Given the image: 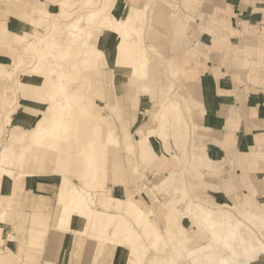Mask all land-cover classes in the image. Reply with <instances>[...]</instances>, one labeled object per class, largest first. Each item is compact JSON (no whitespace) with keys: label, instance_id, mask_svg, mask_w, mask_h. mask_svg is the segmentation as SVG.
Returning a JSON list of instances; mask_svg holds the SVG:
<instances>
[{"label":"rangeland","instance_id":"rangeland-1","mask_svg":"<svg viewBox=\"0 0 264 264\" xmlns=\"http://www.w3.org/2000/svg\"><path fill=\"white\" fill-rule=\"evenodd\" d=\"M34 1L35 0H23V2H7L3 4L6 14L12 17L13 23L8 27L5 22L0 24V164H3V166L0 167V180H6V178L12 179L13 174L10 170H17L19 177H23L29 173V170L31 171V160L28 158L22 160L21 158L19 159L18 156L17 159L15 156L13 161L19 163L20 167L19 164H17V167L15 165L11 166L9 163L10 161L2 160L4 157L2 149L9 138L10 140L18 141V147L21 146L20 144L24 142L25 137L30 135L33 124L36 123V119H38L43 112L45 114L47 106H51L56 118L64 123H68L72 131L66 139L59 141L53 140L50 136L43 134V138L39 141V145H34L33 149L37 148L43 153L46 148H49L51 154L59 155L65 160V168L63 167V169L67 177L63 180L61 185L60 191L62 193L58 200L59 203L63 204L67 201L69 204L78 203L80 205V203H85L86 206L91 209V204H89V200L87 199L88 192L91 195L98 192L100 204L102 200H104L103 198L106 192L110 198L115 195L123 196L125 192L127 193L129 191V188H125V185L121 183V164H126L128 162V156L137 159L138 148H140L142 159L149 160L157 155H162V157L158 158L156 161L157 165L160 164L162 166L161 169H157L159 167L140 166L139 174L136 176L139 175L141 179H138L136 183L130 185L133 186V188L138 186L137 188L139 189H146L142 190L141 193L135 197L139 204L145 209H150L155 205L153 202L155 193L154 197L158 211L153 215V219H155L158 227H154L158 232L159 238L164 240L163 236L167 235L171 239L168 243H171L172 246L166 242L161 246V242H159V247L161 246L160 251L163 252V254L161 258L155 259V264H242L246 257L254 250L257 251L261 247H264V214L261 213L258 205L256 207L251 206L248 200L243 198L235 199L233 194L230 196V200H220L218 202L209 199L206 193L208 188L201 185L200 180L202 178V172L204 173L203 179L205 180L220 178L224 176L223 174L226 172V164L225 162L219 161L221 166L220 174H216L217 171L219 172L218 169L208 168L211 173L215 171V174H211L206 169L207 167L204 166L205 168H202L203 158L195 156L202 151L198 144V142H201V137H199L198 133L203 132L200 126L197 127L194 124L196 123L199 125V123H201V103L198 101L200 91L197 87V78H195V85L193 86L189 78H185L184 76L177 77L178 80L176 83L180 87V92L174 90V85L172 84L169 89L164 90V96H166V100H168L167 103L160 106V104H162L161 96L158 97L157 101H153L154 97L149 98L146 95L144 96L146 92L147 94L149 93L148 86L143 88L145 93L142 92V94L137 96L134 91L135 87L130 83V78L127 76L128 73H130V68L134 65L133 62L141 57L142 53H147V58L151 61L147 69L146 77H143L141 80L142 84H148L150 83L148 80L149 71L153 68L155 59L158 61L160 67L165 68L164 75H169V59L184 63L185 66H188L193 61V65L191 66L200 70L199 68L202 64L200 58L204 56L205 60H207L209 58V52L213 50L221 51L224 49L227 51V55L231 56L232 54L231 61L233 64L244 68L246 74L262 77V75H264V60L260 59V54L258 55L256 50L252 48H250V53L240 51V48L250 44L257 45V42L259 46L264 47V42L255 39L247 40L242 37V34L233 33V35L241 37L240 42L236 40L233 46H226L223 43H218L215 39V32L202 29L203 24L207 22L211 23L212 19H220L217 15L212 16V14L206 12L209 9L212 11L214 8L212 6L214 4L210 1L204 3V8L200 9V6H197L198 8L189 9L184 6L182 3L183 0H108L107 5L104 4L105 0H93V2L92 0H65L69 4H64V12L61 13L63 11L61 0H38L43 2L47 1L52 14H47L48 16L45 14L46 17L43 16V18L34 16L36 21L40 20L37 28L35 25L36 21L33 19L34 12H32L31 9L32 5L35 3ZM43 2L36 5L42 6ZM88 2H90L89 5L82 6ZM28 5H30V7ZM135 8L144 10L140 18L138 19L132 15L133 20L131 21L134 22H132V24L127 23V25L120 27L121 21L130 17V14H132L133 11L135 12ZM89 12L95 14L93 19L89 20L87 24L88 29H90L91 32L93 31L91 38L87 40V42H92L95 45L94 47L91 46L88 49L87 44L81 41L77 43V51L74 50V52L73 49H68L69 51L65 49L66 51L62 54L63 56H60L57 51L60 46L57 43L55 45V53L52 55L46 50L44 56L42 53L39 54L35 52L31 47L30 43L34 40V37H44L51 34L54 26L57 28L54 29L53 32H56L59 36L63 33L64 36L74 35V32L70 30L72 28L68 25L74 20L75 23L86 20V15ZM174 14H179L181 16L187 14L188 18L183 19L185 21V27L183 28L186 36L181 37L177 35L179 32H176L173 24ZM79 17H82L81 20H78ZM114 26H117L120 30H115ZM197 26L202 31L206 30L213 35L212 46H203L199 40L195 38ZM35 29L38 31L33 33ZM233 31H235V29ZM31 33L33 35H29L30 38H26L27 35ZM20 35H22L23 38L21 37L19 40L18 36ZM97 35H101L99 45L95 41ZM124 40L126 42H124ZM153 43L156 45L159 53L154 51ZM99 46L103 49L105 62L100 68L96 67L94 54L95 48ZM138 50L140 54L137 56L136 51ZM193 52L194 54H192ZM66 53L68 58H64ZM39 55L41 56L40 58ZM193 55L194 58L192 57ZM248 57L251 58L249 63L246 62V58ZM77 59L78 61L75 62ZM54 65H56V68ZM262 65V68H256V66L261 67ZM34 67L42 78L39 80L42 81L20 84L18 79L20 75H22V72L26 70L24 73L30 74V71L34 70ZM190 68L192 69V67ZM63 74L70 77L67 80H61L60 76ZM175 74L176 72H173V75ZM60 84H62L63 89L58 90L57 86ZM18 90L24 92L23 97H19ZM49 91L55 99L61 101L68 98L69 95L68 106L65 112L61 110L60 107L58 108V106H56L55 101L53 103L54 105L52 104L54 98L51 99L52 97H49ZM181 91L183 93H181ZM110 94L113 95V98L118 100L125 94V97L129 98L131 106L134 109L139 106V109L137 111L130 109L128 113H125L122 110L114 111L113 109L116 105L113 109L108 108L105 98ZM189 96L191 100L186 101V98ZM95 100H98L97 103L103 107L104 111L113 117L121 134H123L124 129L127 127L133 131V134L127 135L124 138H120L119 135L115 134L109 128L107 122L103 118L101 119L99 115L100 107L95 104ZM19 103L20 105L17 107V112L10 113V109ZM172 104L183 112V120L178 123L175 120H172V122L175 123L178 133L184 132L185 137L183 136V139L187 140L186 149L176 144L174 135L168 138L170 145V149H168L165 143V137H163L164 132L173 130L167 127L164 120L165 109L172 106ZM188 104L192 107L191 112ZM59 112H62L64 116L58 117L61 115ZM47 113L48 111L46 114ZM152 116L156 121L152 120ZM8 117L9 119L7 121L6 118ZM26 119L28 122H26ZM105 122L107 127L104 128V126H106ZM149 123L153 124L150 125ZM93 124L97 125L99 130L94 128ZM14 128L25 130L22 134V138L17 136L18 134L13 133ZM149 128H151V130L153 129V135L145 134L147 139L141 143L142 138H144L142 133L144 130H149ZM104 129L109 131V139L113 137L112 143L114 138L120 143L117 148V152L120 156L117 161H110L107 159L105 153V155L102 156L101 163L96 160L95 166L98 167V178L93 179L91 175L94 168L92 167L93 169L91 168L92 171H90L91 169L87 165V161L90 160L91 154L93 153L92 145L89 146V143L98 144L97 140L103 137ZM95 138L97 139L95 140ZM112 143L108 141L104 147V151L109 149ZM127 144L132 145L134 150L128 151L126 148ZM164 147L168 153L164 152ZM89 149L91 150L90 155L88 154V156L84 158L83 151H88ZM19 150H15L13 154L18 155ZM97 152L98 154H96V156L101 153L99 150H97ZM29 153L30 152H28L26 156ZM210 162L212 165H217V162H213V160ZM167 163L170 165L167 172H170L172 169L179 171L178 177L180 182L176 189L183 191L186 199L175 204L177 206L175 216L169 214L166 219L165 214L168 211V207L165 204H168L167 201L170 200L173 195H176L173 194L174 192H168L169 187L174 186L175 182L173 181L171 183L167 180L165 181V177H162L165 175V169L168 168ZM110 169L112 170L111 172ZM136 171H138V168L135 169V172ZM48 175L55 184H59L60 176L58 174ZM73 179L76 180V183L73 182ZM86 179L93 180L86 181ZM80 180L81 182H79ZM159 180L160 182L156 183ZM91 181L96 183V191L93 190V185L92 188H89L91 187ZM193 187H196L199 192ZM111 188L113 190H111ZM210 188H213V184ZM231 191H233V189H231ZM242 193L243 192H241V194ZM130 196L131 193L128 197ZM99 202L97 201L95 204L97 208L101 207ZM110 204L113 205L112 203ZM2 206L3 204H1V207ZM57 207L59 208V206ZM93 211L96 214H100V216H94V219L97 218L100 224L99 227L90 230L91 235H96L97 231L101 234L103 239H111L107 237L108 234L109 236L111 234L114 236L117 235L120 238V244L122 243L121 240H128L131 229L127 228V221H123L122 218L116 217L108 212ZM207 211H213V219H218L217 221L219 223L215 220L212 222L211 220L213 219L210 216H206ZM105 214H109V216H105ZM195 214H198L199 218L197 217L196 219ZM74 217L77 218L78 216ZM173 220L174 224L172 226ZM206 220H210L212 224H207L208 222H206ZM238 221L241 222L237 230L238 234L231 236L229 229ZM2 223L4 230L2 229L0 232V239L3 237L6 238V241L0 247L4 249L5 245L10 246V243H14L15 240L9 239L10 236L7 232L9 227L5 225V220ZM78 223H80L79 220ZM91 223L93 222H81V228H79V226L75 228V226L69 223L59 226H63V228H68L69 230L80 231L84 227L91 226ZM168 225L169 228L171 226L172 228L168 229ZM209 225L210 227H207ZM174 226L176 227L174 228ZM136 227L140 231L138 225ZM213 231H217V233L221 232L220 234L222 237L214 240L212 235ZM65 235L66 238H68L69 235L74 236L72 232H68ZM143 238L145 243L150 246L148 254L140 255L139 253L133 252L132 254H135L136 259H142L138 264H149V258H152L158 250L151 244L153 240L152 237L149 239L146 237ZM62 242L60 240V242L57 241L56 244ZM227 242H230V244ZM45 244H49V242L47 241ZM41 247L38 246L37 248H33L38 255L34 260V264H38L45 251L44 246ZM108 247L101 255L102 260L105 256L107 258L109 253H112L108 251ZM116 247L120 248V262L117 264H125L129 247L117 245L114 248ZM57 248L58 247H56V249Z\"/></svg>","mask_w":264,"mask_h":264},{"label":"crops","instance_id":"crops-1","mask_svg":"<svg viewBox=\"0 0 264 264\" xmlns=\"http://www.w3.org/2000/svg\"><path fill=\"white\" fill-rule=\"evenodd\" d=\"M208 1L212 2L215 5L212 6L216 9L205 11L212 14V16L217 15L221 21L220 19H212L211 23L203 24L202 29L215 32V39L218 43L233 46L236 40L240 42L241 37L233 35V33L242 34V37L247 40L255 39L264 42V0H183L182 3L189 9H195L199 6L201 9L204 8V3H208ZM7 2H23V0H0V24L5 22L8 27L12 25L13 19L6 14L3 7V4ZM34 2V5H36L43 1L35 0ZM187 18V14L183 16L174 14L173 24L176 32H179L178 36H186L183 28L185 27V21L183 19ZM234 29L235 31H233ZM210 32L202 31L197 26L195 38L203 46H212L213 35ZM153 48L155 52L159 53L154 43ZM250 48L256 50V53L260 54V59L264 60V47L259 46L258 42L257 45H245L240 48V51L250 53ZM208 56L207 60L204 56L200 58L202 61L200 70L191 66L193 61L185 66L184 63L169 59V75H164L165 68L160 67L155 59L154 66L149 71L148 80L150 83L145 84L149 87L148 97H154L153 101H157L158 97L161 96L163 105L168 101L166 100L167 97L164 96V90L169 89L173 84L174 90L180 92V87L176 83L177 77L189 78L193 86L195 85V78H197V87L200 91L198 101L201 103V123L199 125L194 124L197 127L200 126L203 132L198 133L201 137V142H198V144L202 151L195 156L203 158L202 168L207 167L209 173H211L210 168H216L219 170L216 174H220L219 161L226 164V172L220 178L205 180L203 179L204 173L201 171V185L208 188L206 193L209 199L218 202L220 200H230V196L233 194L235 199L243 198L248 200L251 206L256 207L258 205L261 213L264 214V75L260 77L246 74L244 68L233 64L231 61L232 54L231 56L227 55V51L224 49L221 51L213 50L208 53ZM192 57L194 58V55ZM250 59V57L246 58V62L249 63ZM262 67L263 65L261 67L256 66V68ZM173 72H176V74L173 75ZM181 93L183 92L181 91ZM188 100H191L190 96L186 98V101ZM97 101L95 100V104L99 105ZM105 102L110 109H113L116 105L114 111L122 110L128 113L130 109L134 111L139 109V106L135 109L131 106L130 100L125 97V94L122 95L120 100L113 98V95L110 94L105 98ZM162 105L160 104V106ZM99 107L101 119L103 118L109 128L120 138L133 134V131L128 127L121 134L113 117L104 111L101 105ZM188 107L191 112V105L188 104ZM182 113V110L174 104L165 109L164 120L167 127L171 128L170 130L173 129L164 132L163 137H165L168 149H170L168 138L172 135H174L176 144L186 149L187 140L183 139V136L185 137L184 132L178 133L175 123L172 122V120H175L178 123L183 120ZM17 143L19 142L9 138L2 151L9 150V152L14 153L15 150L20 148ZM140 150L138 148L137 159L128 156V162L121 164L120 180L125 188H129L127 193L125 192L123 196L115 195L110 198L106 192L101 204L98 192L94 195L87 193L91 209L98 212H108L122 218L123 221H127V228L131 229V234L127 241L121 240V244L117 235L111 234L109 236L108 234L107 237L111 239H103L98 231L96 235H91L89 230L99 227V222H96L91 229H88L89 227L82 228L83 231L69 230L59 226L56 223L57 217L54 214H57V209H59L57 206L61 204L58 203L62 193L60 189L63 180L67 177L63 169V167L65 168V160L59 155L51 154L49 148H46L43 153L35 148L27 157H25L27 153L24 154L22 160L25 158L31 160V171L29 170V173L25 176L19 177L17 170H10L13 174L12 179L0 180V208L1 203L8 206L5 212V225L8 224L9 227V239L15 240L14 243H10L12 248L8 245H5L4 249L0 247V264H34V260L38 255L33 248L38 246H44L45 248L38 264H117L120 262V248H114L117 245L129 247L125 264H138L142 259H136L135 254H132V252L140 255L148 254L150 247L145 243L143 237L153 238L151 244L158 252L152 258H149V264H155V259L161 258L163 254L160 251L162 244L170 242L171 239L167 235L163 236L164 240L159 238L154 227H158L155 219H153V215L158 211L155 197H153L155 205L150 209H145L135 197L146 189L137 188V184V187L134 188L130 185L141 179L139 175L136 176L139 174L140 166L159 167L157 169H161L162 166L157 165L156 161L162 155L146 160L142 159ZM211 160L217 162V165L210 164ZM167 164L168 168L165 169V175L162 177H165V181L175 182L174 186L169 187L168 192H174L173 194L176 195H173L167 201L168 204H165L168 207L165 218L169 214L175 216L177 208L175 204L186 199L183 191L176 189L180 182L179 171L172 169L167 172L170 168L169 163ZM136 168H138V171L135 172ZM48 174H58L60 176L59 184H55ZM211 174H215V171ZM73 182L76 183V180L73 179ZM159 182L160 180L156 183ZM212 184L213 188H210ZM90 186L89 188L93 187V190L96 191L97 185L94 181L90 182ZM193 188L198 190L196 187ZM241 192L243 193L241 194ZM130 193L131 196L128 197ZM97 201L101 205L100 208L95 206ZM110 203L115 205L113 206ZM173 224L174 220L172 226ZM137 225L140 231L136 227ZM74 226L75 228L76 226L81 228L82 225L77 220L74 222ZM172 226L169 228L168 225V229H171ZM68 232H72L74 236L69 235L66 238L65 234ZM60 240L61 242L63 240V242L56 244ZM5 241L6 238L0 239V246ZM47 241L49 244H45ZM159 242H161L160 247ZM168 244L172 246L171 243ZM56 247L58 248L56 249ZM107 247L109 248L108 251L112 253H109V256L107 258L105 256L102 260L101 255Z\"/></svg>","mask_w":264,"mask_h":264},{"label":"bare ground","instance_id":"bare-ground-1","mask_svg":"<svg viewBox=\"0 0 264 264\" xmlns=\"http://www.w3.org/2000/svg\"><path fill=\"white\" fill-rule=\"evenodd\" d=\"M61 2V6H62V8H63V6H64V4L66 5V4H69V3H67L65 0H61L60 1ZM92 2H93V0H92ZM107 3H108V0H105V5H107ZM48 2H47V4H46V2H44L43 3V5L42 6H37V5H32V12H34V15H33V19L36 21V19L34 18V16L35 17H38V18H43V16H45V14L47 15V14H52V11H50V9H49V7H48ZM90 4V2H88V3H86V4H83L82 6H85V5H89ZM29 7H30V5H28ZM69 8V7H68ZM73 8V7H72ZM135 10V12L133 11V13L132 14H130V17H128L127 19H125V20H122L121 21V24H120V27H122V26H124V25H127V23L128 24H132V22H134V21H131V20H133L132 19V17L133 16H135L136 18H140V16L142 15V12L144 11L143 9H140V8H135L134 9ZM70 11V10H69ZM71 11H73V10H71ZM64 12V8H63V11L61 12V13H63ZM94 14L95 13H93V12H89L87 15H86V20H84V21H79L78 23H75V20L74 21H71L70 22V24L68 25L70 28H72V29H70L72 32H74V35H68V36H64L63 34L61 35V36H59L56 32H53V30L54 29H56L57 27L56 26H54L53 27V30H52V32H51V34H49V35H46V36H42V37H34L33 39V41L30 43L31 44V47L33 48V50L35 51V52H38L39 54H45V52H46V50H47V52L48 53H50L51 55L52 54H54L55 53V45H56V43L58 44V45H60L58 48V52H59V55L61 56L66 50H71V49H73V51L74 50H78L77 49V43L78 42H81V41H84V43H86L87 44V46H88V49H89V47H91V46H95L92 42H87V40H89L90 38H91V34H92V32L90 31V29H88V27H87V24H88V21L89 20H92L93 19V16H94ZM133 15V16H132ZM48 16V15H47ZM87 16H88V18H87ZM46 17V16H45ZM81 18L82 17H79L78 18V20H81ZM135 19V18H134ZM137 19V20H138ZM36 24V28H37V26L39 25V23H40V20H37L36 22H35ZM53 25V24H52ZM69 27H67V28H69ZM115 28V30H120L117 26H114ZM133 27V26H132ZM52 28V27H51ZM65 28V27H64ZM33 29V28H32ZM122 29V28H121ZM38 30L37 29H35V31L33 32V33H36ZM68 31V30H67ZM66 34V33H65ZM29 35H33L32 33L31 34H28L27 35V37L26 38H28L29 37ZM24 36V35H23ZM21 37H22V35H20V36H18V38H19V40L21 39ZM32 37V36H31ZM101 37V35L99 36V35H97L96 36V43L99 45V41H100V38ZM23 38V37H22ZM30 38V37H29ZM86 39V40H85ZM57 41V42H56ZM124 42H126L125 40H124ZM83 44V43H82ZM110 44V43H109ZM85 45V44H84ZM97 45V46H98ZM79 46V45H78ZM66 49V50H65ZM68 50V51H69ZM80 50V49H79ZM75 52V51H74ZM71 53V52H70ZM85 53V52H84ZM104 52H103V49L99 46V47H96L95 48V50H94V54H95V62H96V67H98V68H100L102 65H104V54H103ZM136 53H137V56L140 54V52H139V50L138 51H136ZM66 56H67V53L65 54ZM64 55V56H65ZM69 55V54H68ZM72 55H73V53H72ZM79 55V54H78ZM84 55V54H83ZM147 53H142V55H141V57H139V58H137L134 62H133V66H132V68H130V73H128V77L130 78V83L135 87V89H134V91L136 92V95L138 96V95H140V94H142V92H144V90H143V88H146L147 87V85H145V84H142L141 83V80L143 79V77L145 78L146 77V74H147V69H148V66H149V64H150V60H148V58H147ZM45 56V55H44ZM63 56V55H62ZM64 57V58H68V56L67 57ZM75 56V55H74ZM86 56V55H85ZM41 56L39 55V58H40ZM51 57V56H50ZM54 58H55V56H54ZM75 58V57H74ZM38 59V58H37ZM36 59V60H37ZM58 59H62V58H58ZM79 59V58H78ZM78 59L77 60H75V62H77L78 61ZM38 61V60H37ZM69 61V60H68ZM71 61V60H70ZM60 62V61H59ZM62 62V61H61ZM73 62V61H72ZM36 63V62H35ZM40 63V62H39ZM67 63V62H66ZM94 63V62H93ZM52 64V63H51ZM75 64H77V63H75ZM33 65V64H32ZM65 65V64H64ZM56 65H54V67H55ZM41 67V66H40ZM77 67V66H76ZM33 68V67H32ZM56 68V67H55ZM55 68H54V70H55ZM53 69V68H52ZM47 70V69H46ZM26 71V70H25ZM24 71V72H25ZM29 71H30V69H29ZM56 71V70H55ZM24 72H22V75H20V78L18 79V81H19V83L20 84H30V83H34V81H42V80H39L40 78H41V76H39V74L36 72V70H35V67H34V70H32V71H30V74L28 73H24ZM41 75V74H40ZM44 75V74H43ZM83 75V74H82ZM124 76V75H123ZM70 76H68V75H65V74H63L62 76H60V78H61V80L63 79V80H67L68 78H69ZM42 79V78H41ZM50 79V78H49ZM49 79H48V81H49ZM18 81H17V84H18ZM40 85V84H39ZM74 86V85H73ZM72 86V87H73ZM35 87V86H34ZM28 88V87H27ZM57 88H58V90H61V89H63V86H62V84H60L59 86H57ZM75 88V87H74ZM49 90V89H48ZM47 90V91H48ZM146 91V90H145ZM18 95H19V97L21 98V97H23L24 95H23V91L22 90H18ZM145 93V92H144ZM48 94H49V97L51 98V99H53L54 98V100H52V104L54 103V101L56 102V106H58V108L60 107L61 108V110H63L64 112H65V110H67V104H68V101H69V95H68V98H66V99H64L63 101H61V100H59V99H55V97H53L52 96V94L50 93V91L48 92ZM148 96V94H147V92H146V94H144V96ZM60 96H62V95H60ZM18 97V96H17ZM18 97V98H19ZM49 99V98H48ZM19 100H21V99H19ZM51 101V100H50ZM18 102V101H17ZM22 102V101H21ZM167 102H165V103H163V105H165ZM20 105V103L19 104H17L16 106H14L13 108H11L10 109V113L11 112H17V107ZM54 105V104H53ZM162 105V104H161ZM162 105V106H163ZM47 108V111H48V113L46 114V112H45V114H44V112H43V114L38 118V119H36V123L35 124H33V127H32V131H31V133H30V135H28V136H26L25 137V139H24V142H22L21 143V146H20V150H19V154L18 155H15V154H13V153H11V152H9V150H4V151H2V153H3V155H4V157H3V159L2 160H7V161H10L9 163L11 164V166H13V165H15L16 167H17V164H19V163H16L15 161H13V159H14V157L15 158H17V156L19 157V159L21 158H23V156H24V154H26V153H28V152H31V150L33 149V147H34V145H39V141L43 138L42 136H43V134H46V135H48L49 136V132L51 131V129L56 125V124H59V123H61V122H63V121H60V120H58V118H56V116H55V114L53 113V109H52V107L51 106H47L46 107ZM161 108V107H160ZM56 109V108H55ZM54 111H56V110H54ZM59 111V110H58ZM57 111V112H58ZM9 113V114H10ZM60 114V116H58V117H61V116H64V114L62 113V112H59ZM156 114V113H155ZM155 114H154V116H155ZM8 115V114H7ZM66 115V114H65ZM149 117H151V116H149ZM8 119H9V117L8 118H6V120L8 121ZM158 119V118H157ZM22 120V119H21ZM27 120V119H26ZM32 120V119H31ZM152 120H155V119H153V116H152ZM151 120V121H152ZM30 121V120H29ZM156 121V120H155ZM26 122H28V120L26 121ZM152 122H154V121H152ZM32 124V123H31ZM105 124H106V122H105ZM150 125L151 124H153V123H149ZM93 127L94 128H97L98 130H99V127L97 126V125H94L93 124ZM105 127H107V124H106V126H104V128ZM139 129H140V127H139ZM142 129V128H141ZM14 131H13V133H16V134H18L17 136H19L20 138H22V134L24 133V131L23 130H19V128L17 129V128H14L13 129ZM153 129L151 130V128H149V130H144V132L142 133V135L144 136V138H142V140H141V143H143L146 139H147V137H145V134H151V135H153ZM93 133H94V131H93ZM95 134H98V133H95ZM147 136V135H146ZM142 137V136H141ZM97 138H95V140H96ZM112 139H113V137H112ZM112 139H109V131L107 130V129H104V133H103V137H100L98 140H97V142H98V144L97 143H89V146H91L92 145V149H93V153L91 154L92 156H91V158H90V160L89 161H87V165H88V167L91 169L92 167L94 168H92L93 169V171H92V169L90 170V171H92V175H91V178H93V179H95V178H98V173H97V169H98V167L97 166H95V161L97 160V162H99V163H101L102 162V156L103 155H105V153H106V155H107V159H109L110 161H117L118 160V157L120 156L119 154H118V152H117V148L119 147V145H120V143L117 141V139L116 138H114V140H113V143H112ZM108 141H110L112 144H111V146L109 147V149H106L105 151H104V147H105V145L107 144V142ZM41 144H42V142H41ZM90 148V147H89ZM126 148H127V150L128 151H131V150H134V148H133V146L132 145H130V144H127L126 145ZM97 150H99V152H101L99 155H97L96 156V154H98V152H97ZM113 150V151H112ZM164 152H166V153H168V151L165 149V147H164ZM104 151V152H103ZM84 152V158H86V156H88V154L90 155V153H91V150L89 149L88 151H83ZM156 154H158V153H156ZM165 155V154H164ZM27 157V156H26ZM18 159V158H17ZM1 160V161H2ZM11 162H13V163H11ZM1 166H3V164L1 165L0 164V167ZM19 167H20V164H19ZM1 169V168H0ZM20 171V170H19ZM112 170L110 169V172H111ZM22 173V172H21ZM20 174V173H19ZM28 176V175H27ZM17 177V176H16ZM93 179H86V181H90V180H93ZM111 179V178H110ZM18 180V179H17ZM110 187V186H109ZM107 189H109V188H107ZM111 190H113L112 188H111ZM154 197V196H153ZM62 200V199H61ZM59 203V202H58ZM2 204V203H1ZM61 205V204H60ZM59 205V206H60ZM81 205V206H80ZM80 205L78 204V203H68V201L67 202H64L60 207H59V209L57 210V214L55 213L54 215H56V223L58 224V225H61V224H65V223H69V224H72V226H74V222H76L77 220H79L80 222H84V223H86V221H90V222H93V223H91V226H89V228L88 229H91V227L94 225V224H96V222L98 223V221H97V218H95L94 219V216H96V215H98V216H100V214H96L93 210H91L90 208H88L87 206H86V204L84 203H80ZM8 206L6 205V204H3V206L0 208V232L2 231V229H4L3 228V221L5 220V217H6V215H5V212H6V208H7ZM10 207V206H9ZM58 208V207H57ZM10 209V208H9ZM56 210V209H55ZM76 210H77V212H76ZM55 212V211H54ZM98 212V211H97ZM103 213H105V212H103ZM23 214V213H22ZM25 214V213H24ZM66 214V215H65ZM206 216H210L212 219H213V212H211V211H207L206 212ZM222 214H224V213H222ZM65 215V216H64ZM196 215V219H197V217L199 218V215L198 214H195ZM74 216H78L77 218H75ZM105 216H109V214H105ZM221 216V215H220ZM227 218V217H226ZM4 219V220H3ZM35 220V219H34ZM214 220L215 221H217L218 219H213V220H211L212 222H214ZM26 221V220H25ZM211 221L210 220H206V222H208L207 224H212L211 223ZM63 222V223H62ZM217 223H219L218 221H217ZM227 223V222H226ZM90 224V223H89ZM222 224V223H221ZM225 224V223H224ZM240 224H241V222L240 221H238V222H235L234 223V226L233 227H231L229 230H230V235L231 236H235V234H238L237 232V230H238V228H239V226H240ZM7 226H8V224H6ZM220 225V224H219ZM230 225V224H229ZM215 226V225H214ZM213 226V227H214ZM222 226V225H221ZM221 226H219V227H221ZM207 227H210V225L209 226H207ZM71 228V227H70ZM73 229H75L74 227H72ZM203 229V228H202ZM205 229H206V227H205ZM216 229V228H215ZM219 230H220V228H219ZM218 230V231H219ZM90 231V230H89ZM158 231H160V230H158ZM208 231V230H207ZM8 232V231H7ZM160 233H162V232H160ZM221 233V232H220ZM220 233H217V231H213V233H212V235H213V239L215 240H217V239H219L220 237H222L221 236V234ZM225 234V233H224ZM240 237V236H239ZM3 238V237H2ZM235 238V237H234ZM226 242V241H225ZM228 243V242H227ZM228 244H230V242L228 243ZM227 244V245H228ZM250 244V243H249ZM234 251V250H233ZM258 251V250H257ZM231 252V251H230ZM244 252V251H243ZM235 254H236V252H235ZM227 256V255H226ZM237 257V256H236ZM234 258V257H233ZM221 260V259H220ZM223 260V259H222ZM235 263V262H234Z\"/></svg>","mask_w":264,"mask_h":264},{"label":"snow or ice","instance_id":"snow-or-ice-1","mask_svg":"<svg viewBox=\"0 0 264 264\" xmlns=\"http://www.w3.org/2000/svg\"><path fill=\"white\" fill-rule=\"evenodd\" d=\"M72 128L68 123L61 122L56 124L51 131L49 132V136L53 140H63L66 139ZM242 264H264V247H261L258 251L254 250L250 255L246 257V259L242 262Z\"/></svg>","mask_w":264,"mask_h":264}]
</instances>
